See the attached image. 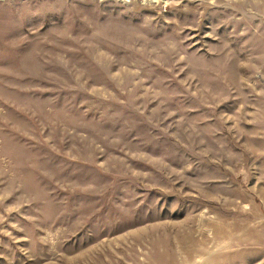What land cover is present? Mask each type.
Returning <instances> with one entry per match:
<instances>
[{
    "label": "rangeland",
    "instance_id": "374dc122",
    "mask_svg": "<svg viewBox=\"0 0 264 264\" xmlns=\"http://www.w3.org/2000/svg\"><path fill=\"white\" fill-rule=\"evenodd\" d=\"M0 264H264V0H0Z\"/></svg>",
    "mask_w": 264,
    "mask_h": 264
}]
</instances>
